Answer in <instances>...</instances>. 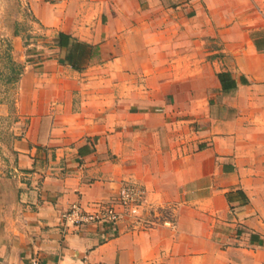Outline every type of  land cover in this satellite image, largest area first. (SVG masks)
I'll return each instance as SVG.
<instances>
[{
    "label": "crops",
    "instance_id": "1",
    "mask_svg": "<svg viewBox=\"0 0 264 264\" xmlns=\"http://www.w3.org/2000/svg\"><path fill=\"white\" fill-rule=\"evenodd\" d=\"M21 2L0 264H264V0ZM129 184L136 221L61 228Z\"/></svg>",
    "mask_w": 264,
    "mask_h": 264
},
{
    "label": "rangeland",
    "instance_id": "2",
    "mask_svg": "<svg viewBox=\"0 0 264 264\" xmlns=\"http://www.w3.org/2000/svg\"><path fill=\"white\" fill-rule=\"evenodd\" d=\"M42 28L32 17L28 6L21 0H0V171L4 165V149L11 140L16 119L15 100L19 74L22 67L12 60L14 43L27 48L30 43L43 41ZM25 53L36 54L29 46ZM221 58L224 55L220 54ZM6 178L5 171L0 178ZM63 213V212H62Z\"/></svg>",
    "mask_w": 264,
    "mask_h": 264
},
{
    "label": "built area",
    "instance_id": "3",
    "mask_svg": "<svg viewBox=\"0 0 264 264\" xmlns=\"http://www.w3.org/2000/svg\"><path fill=\"white\" fill-rule=\"evenodd\" d=\"M146 190L138 184L123 186L115 199L108 204H98L91 210L72 204L60 214L63 230L86 228L89 226L115 227L127 220L139 219V210L144 206Z\"/></svg>",
    "mask_w": 264,
    "mask_h": 264
},
{
    "label": "trees",
    "instance_id": "4",
    "mask_svg": "<svg viewBox=\"0 0 264 264\" xmlns=\"http://www.w3.org/2000/svg\"><path fill=\"white\" fill-rule=\"evenodd\" d=\"M68 41H69L68 37L62 34L58 35V44L60 47H67ZM79 55L81 56L82 53L79 52ZM217 79H218V82L223 92L234 90L236 87L234 81L231 79L230 75L227 73L218 74Z\"/></svg>",
    "mask_w": 264,
    "mask_h": 264
}]
</instances>
